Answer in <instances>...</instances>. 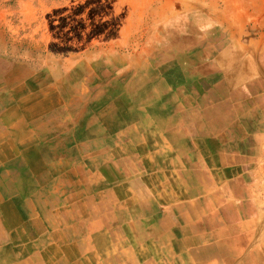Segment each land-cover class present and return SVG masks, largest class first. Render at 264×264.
I'll return each mask as SVG.
<instances>
[{"label":"rangeland","instance_id":"obj_1","mask_svg":"<svg viewBox=\"0 0 264 264\" xmlns=\"http://www.w3.org/2000/svg\"><path fill=\"white\" fill-rule=\"evenodd\" d=\"M250 86L264 91V0H0L1 132L11 118L31 116L30 110L19 114L26 104L49 108L42 118L46 123L66 125L77 119L75 113L91 107L96 113L129 107L130 130L122 135L102 133L106 121L96 117L100 140L92 144L98 148L92 156L84 151L89 147L85 142L75 152L68 142L66 150H57L53 134L38 143L39 149L48 145L50 156L37 169H49L51 183L59 175L80 181L84 199L104 200L107 181L127 183L130 197L133 192L154 197L169 189L170 182L160 187L159 179L146 183L135 172L170 160L141 157V147L147 153L171 149L164 133L153 130L144 105L173 104L181 118L177 133L186 134L181 115L187 105L234 104L248 98ZM158 133L162 143L156 140ZM10 143L16 146V139L3 131L2 198L12 193L14 169L26 175L25 169L37 166L36 158L11 156ZM178 161L181 165L185 159ZM133 223L134 232L147 231L141 222ZM79 256L88 263L86 255ZM105 257L98 255L103 263Z\"/></svg>","mask_w":264,"mask_h":264},{"label":"crops","instance_id":"obj_2","mask_svg":"<svg viewBox=\"0 0 264 264\" xmlns=\"http://www.w3.org/2000/svg\"><path fill=\"white\" fill-rule=\"evenodd\" d=\"M245 93L248 98L234 104L187 105L181 115L187 133L180 135L178 108L144 105L153 130L164 133L171 149L147 153L141 147V157L170 160L135 172L146 183L159 179L162 187L170 182L169 189L154 197L134 192L130 197L127 183L107 181L104 200L82 198L81 182L75 179L64 181L59 175L51 183L49 169H37L50 156L48 145L39 149L38 143L53 134L57 150L68 144L75 152L85 142L89 147L84 151L92 156L98 149L92 144L100 140L96 117L106 121L102 133L122 135L130 130L129 107L102 113L91 107L75 113L77 119L66 125L43 121L49 108L21 105L19 114L30 110L31 116L11 118L3 131L16 139V146L9 145L10 155L36 158L37 166L25 169L26 175L14 169L12 193L9 198L0 194V264H168L166 256L169 264H264V169H259L264 160V91L250 86ZM155 136L162 143L161 134ZM141 140L146 142L147 136ZM4 150L0 146V155ZM133 222L147 231L134 232ZM103 253L104 263L98 259ZM82 254L88 263L82 262Z\"/></svg>","mask_w":264,"mask_h":264}]
</instances>
